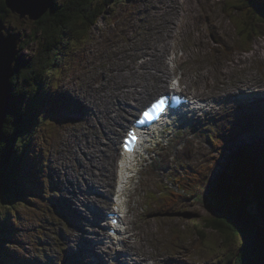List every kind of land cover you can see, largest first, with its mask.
Here are the masks:
<instances>
[{"label": "rangeland", "instance_id": "obj_1", "mask_svg": "<svg viewBox=\"0 0 264 264\" xmlns=\"http://www.w3.org/2000/svg\"><path fill=\"white\" fill-rule=\"evenodd\" d=\"M65 1L56 0V4ZM166 1L168 6L170 0ZM225 1L181 0L176 22L163 28L156 12H147L152 0H144L148 7L142 0L123 4L99 0L97 4H105L106 9L87 34L80 24L83 36L73 40L70 34L76 25H65L62 31L68 41L63 44L64 39L61 40L66 50L92 42H97L98 48L85 46L81 50L85 59L80 55L77 63L59 48L52 67L47 68L36 64L27 68L32 66L36 50L50 44L39 28L40 21L6 7L9 13L0 19L2 33L16 39L15 49L23 57L21 68L13 63L5 71V81L0 83V106H4L6 116L14 109L20 118L17 123L15 112L11 131L7 130L6 119L0 128V229L12 238L9 241L13 243L5 246L14 251L13 264H264V217L257 209L255 192L250 189L256 172L264 201V64L261 55L254 52L255 47H264V36L251 35L246 47L251 49L244 54L240 49L246 42L241 41L234 24L242 14L223 10ZM156 5L160 6L159 2ZM93 8L87 11L92 12ZM45 14L46 10L41 17ZM131 17L151 29L154 46L142 51L149 60L138 58L140 63L134 64L126 55L122 61L125 68H117L112 53L120 47L116 36L110 33L126 35L124 26L130 24L124 21ZM211 22H217L218 29ZM131 26L134 40L141 42V23ZM107 35L103 42L101 38ZM166 35L173 38L163 51L169 43ZM19 41L28 43L27 47L19 49ZM168 52L173 62L172 68L166 69L165 65L170 64ZM100 60L101 65L109 60L111 66L95 68L92 61ZM39 70L41 75L37 78ZM29 71L32 72L28 74ZM25 76L35 77L33 88L29 93L15 91L20 86L14 84L20 85ZM169 87L207 101V113L198 112V123L181 125L179 117L170 120L173 123L167 125L172 128L156 138L150 162L141 165V157L135 158L138 167L127 165V184L120 193L115 192L123 127L144 104ZM251 93L253 97L246 99V107L243 106L241 97ZM84 94L90 95L91 106L81 99ZM72 98L77 99L78 106L63 110L56 106L58 100L70 104ZM242 108L244 113L239 112ZM25 132L28 133L24 135ZM244 146L252 148L253 156L240 154ZM104 182L111 183L106 186ZM35 184L39 188L34 194ZM12 190L18 200H13ZM217 191L227 197L214 198L213 192ZM239 193L252 205L250 212L254 208L258 218L253 223L261 229L254 232L257 227L250 228L253 231L231 240L221 231L226 229L211 224L214 219L225 217L247 229V220L252 222L251 213H247V220L240 218L242 215L228 214L227 207L248 210L242 201L229 195ZM115 202L129 212L125 230L130 225L132 238L126 231L114 237L108 232L106 214L116 207ZM227 224L233 229L231 232L236 230L237 226ZM137 227L139 235L133 231ZM122 242L126 244L120 247ZM113 252L115 260L109 257Z\"/></svg>", "mask_w": 264, "mask_h": 264}, {"label": "trees", "instance_id": "obj_2", "mask_svg": "<svg viewBox=\"0 0 264 264\" xmlns=\"http://www.w3.org/2000/svg\"><path fill=\"white\" fill-rule=\"evenodd\" d=\"M99 0H66V3H61V4H56V0H54L53 4L50 6L46 14L42 17H40L38 20L40 21L39 28L41 29V32L44 36H48V40L50 42L49 45L43 46L41 50H36V54L32 56L31 61H32V66H29L27 68H33L35 64L38 66V68H47V67H52L54 61L52 58V54L56 55L57 51L59 50V41L63 40L64 34L62 29L64 28L65 25H70L74 24L76 27L72 31V36L77 35V34H83V27L79 26L80 24H83L84 26H87L85 29L91 25L92 21H94L95 17L103 11L105 4H97ZM110 1V0H106ZM91 7H94L92 12L87 11ZM224 9L226 11H233L235 9H240L242 17L238 20H236L237 23L242 25L243 28V39H250V36L254 33H257L260 29L261 26L264 28V0H227L226 4L224 6ZM86 11L88 13H86ZM9 13V10L6 8L5 2L3 0H0V19H4L6 15ZM103 14L100 15L102 17ZM47 19V21H46ZM79 20V21H78ZM85 30V31H86ZM34 34V31H33ZM20 42V48H25L27 47L28 43L26 42ZM28 42V41H27ZM52 51V52H51ZM36 55H38V61H36ZM18 65L19 68L20 66V61L18 60ZM29 70V69H28ZM32 71H29L31 73ZM34 75V74H33ZM41 72L40 70L36 72V77L40 78ZM26 77V76H25ZM35 78V77H34ZM34 78L29 77V79L24 78V82H22L20 85L18 83H15L14 86H20L15 87V91L22 93H29L30 89H32V84L34 82ZM31 94H29L30 96ZM15 110L12 109V114H9L6 116L7 122L5 123L7 130L11 131L12 130V125H13V120L15 117ZM17 114V112H16ZM30 113H27L29 115ZM17 123H19V115L17 114ZM21 121V120H20ZM28 133V132H27ZM26 132L24 135L27 134ZM261 160H264L261 158ZM241 174L243 172L241 171ZM254 177L256 179L254 180L253 177L251 179V185L250 189L251 191L255 192L254 196L257 197L256 200V205L257 209L260 211V214L264 217V214L262 211H264V201L262 200L261 196V189L257 183L256 180H259L260 175L258 173H254ZM264 181V177H262ZM261 184V183H260ZM35 184V187L33 188V193L35 194V189L39 188ZM12 189V188H11ZM10 189V190H11ZM15 192L12 190V194ZM217 195H220L222 198L227 197L226 193L224 194L223 192H216ZM230 196L232 195V198L235 201L238 202H243L244 205H246L244 208L248 210L243 212L239 210V207L236 209H230V207H227L228 209V214L229 215H236V217H240L239 215H242V219L247 220L248 215L247 213H251L249 216V220L252 221L251 223L247 220L246 226L247 229L245 230L243 227L234 225L232 221H228L225 217H220L216 218L213 220L211 226L216 225L219 229H226V230H221L223 233H225L231 240L234 239H240L243 235L242 232H249L253 231L250 228H256L254 232H259V228L257 225H255L253 222L258 218V215L255 214L254 208L252 207V211L250 212V203L248 202L247 198H244L242 194H229ZM229 197V196H228ZM264 197V196H263ZM13 200H18V195L15 193ZM9 204V203H6ZM261 204V205H260ZM260 205V207H259ZM10 205L8 206V208ZM230 212V213H229ZM227 223L237 226L236 230H233ZM206 226V224H205ZM8 236L10 238H8ZM239 237V238H238ZM234 238V239H233ZM11 238L10 235L6 234V230H1L0 229V262L5 261V264H13L12 259H13V254L14 251L10 250L8 246H5V243L10 242L11 244L13 242L9 241ZM253 239V236L251 237ZM257 241V240H256ZM254 242V241H253ZM11 247V246H10ZM20 249V248H19ZM12 262V263H11Z\"/></svg>", "mask_w": 264, "mask_h": 264}, {"label": "bare ground", "instance_id": "obj_3", "mask_svg": "<svg viewBox=\"0 0 264 264\" xmlns=\"http://www.w3.org/2000/svg\"><path fill=\"white\" fill-rule=\"evenodd\" d=\"M167 4V3H166ZM175 13H177V10H174L173 12H170V13H168V14H164V17L165 18H170L171 19V17H172V15H174ZM41 17V15L40 16H38V18H36V19H39ZM178 18V17H177ZM173 20V19H172ZM176 20V19H175ZM158 22V21H157ZM171 24H172V22L170 21V20H168L167 19V21L165 22V26H166V28H169L170 26H171ZM165 30V29H164ZM172 29L170 28V31H171ZM169 32V31H168ZM154 46V45H153ZM220 46V45H219ZM222 47V46H221ZM145 51V50H144ZM154 51V50H153ZM145 54V53H144ZM83 55V54H82ZM127 58V57H126ZM129 60V59H128ZM122 61H124L123 60V58L120 56V54L118 55V58H117V68H125V65H122ZM173 61V60H172ZM142 63V62H141ZM135 64V63H134ZM133 64V65H134ZM141 65V64H140ZM150 65V64H149ZM152 66V65H151ZM137 67V66H136ZM167 65H165V68L167 69ZM115 69V68H114ZM134 70V69H133ZM5 71H7V68H0V83L1 82H3V81H5V78H6V76H7V74L5 73ZM132 71V70H131ZM142 71V70H141ZM119 72V71H118ZM134 72V71H133ZM115 73H117V72H114V74ZM131 73V72H130ZM119 74H121V73H119ZM159 74V73H158ZM118 75V74H117ZM175 75V74H174ZM113 76V75H112ZM115 76V75H114ZM129 76V75H128ZM135 76V75H134ZM133 76V77H134ZM122 77V76H121ZM132 77V78H133ZM114 78V77H113ZM117 78V77H116ZM106 79V78H105ZM121 80V79H120ZM126 80V79H125ZM118 81V80H117ZM224 81V80H223ZM237 81V80H236ZM73 82V81H72ZM106 82V81H105ZM114 82H115V79H114ZM215 82V81H214ZM226 81H224V83H225ZM104 83V82H103ZM209 83V82H208ZM228 83V82H227ZM233 83H235V82H233ZM11 84V83H10ZM226 84V83H225ZM103 85V84H102ZM101 85V86H102ZM126 85V84H125ZM218 85V84H217ZM228 85V84H227ZM76 86V85H75ZM132 86V85H131ZM130 86V87H131ZM248 86V85H247ZM103 87V86H102ZM101 87V88H102ZM214 87V86H213ZM100 88V87H99ZM136 88V87H135ZM134 88V89H135ZM225 88V87H224ZM109 89V88H108ZM120 89V88H119ZM235 89H237V88H235ZM234 89V90H235ZM90 90V89H89ZM107 90V89H106ZM115 90H117V88L115 89ZM185 90V89H184ZM81 91H83V90H81ZM109 91V90H108ZM120 91V90H119ZM125 91V90H124ZM134 91V90H133ZM188 91V90H187ZM218 91V90H217ZM98 92V91H97ZM103 92V91H102ZM126 92V91H125ZM186 93V92H185ZM87 94V93H86ZM262 94H264V88H263V93ZM110 95V94H109ZM253 94L251 93V94H248V97H246V98H244L243 99V96L241 97V99L243 100V101H241V103H242V105L243 106H245L246 107V99H248V98H250V97H253L252 96ZM82 96V95H81ZM85 96V95H84ZM88 96V95H87ZM127 97H128V95H127ZM232 97V96H231ZM94 98V97H93ZM86 99H88L89 100V98H86ZM106 99V98H105ZM234 99V98H233ZM99 100V99H98ZM95 102V101H94ZM98 102V101H97ZM250 102H254V101H248L247 103H250ZM106 103V102H105ZM95 104V103H94ZM141 104V103H140ZM91 106V105H90ZM253 107V106H252ZM96 110V109H95ZM247 111V110H246ZM100 112V111H99ZM125 112V111H124ZM96 114V113H95ZM109 114V113H108ZM102 115H103V113H102ZM94 116V115H93ZM197 116V115H196ZM5 118H6V115H5ZM262 120V119H261ZM174 125V124H173ZM172 125V126H173ZM176 126V125H175ZM180 127V126H179ZM97 129V128H96ZM93 133V132H92ZM226 133V132H225ZM95 134V133H94ZM96 135V134H95ZM171 135V134H170ZM92 137V136H91ZM170 137V136H169ZM171 137H172V135H171ZM262 137V136H261ZM247 139V138H246ZM252 140V139H251ZM87 141V140H86ZM97 141V140H96ZM208 142V141H207ZM210 144V143H209ZM113 145V144H112ZM184 146V145H183ZM115 148V147H114ZM116 149V148H115ZM100 153V152H99ZM134 153V152H133ZM133 153H131V154H133ZM32 154V153H31ZM238 154V153H237ZM24 155V154H23ZM129 155L130 154H126L125 155V157H124V159L125 160H122V159H120V164H119V167H118V170H119V173H118V180H117V182H118V184H117V187H116V190H115V192H121V190L123 189L124 190V188H125V185L127 184V180H128V178H126L125 177V173L126 172H128V170H127V165H128V160L130 161V159H129ZM35 156V155H34ZM78 157V156H77ZM76 157V158H77ZM146 159L147 160H149L150 159V156H147L146 157ZM28 162V161H27ZM101 163V162H100ZM27 164V163H26ZM29 164V163H28ZM38 164V163H37ZM74 165V164H73ZM132 166V168H134V169H136L137 167H138V165H131ZM241 167V166H240ZM79 170V169H78ZM21 171V170H20ZM28 171V170H27ZM69 171V170H68ZM82 171V170H81ZM22 172V171H21ZM74 173H76V172H74ZM37 176V175H36ZM70 176V175H69ZM102 176V175H101ZM85 180V179H84ZM201 180V179H200ZM30 181V180H29ZM124 182H126V183H124ZM30 183H32V182H30ZM101 183V185H103V182H100ZM110 183L111 182H109V184H107V183H105L104 182V184L106 185V186H108V185H110ZM29 185V184H28ZM37 187V186H36ZM111 190V189H110ZM36 193V192H35ZM108 193H109V191H108ZM105 196H107V195H105ZM217 196V194L215 193L214 194V198ZM109 201V200H108ZM214 203H216L215 201H213ZM114 206H116V209H114V212L115 213H118L119 212V214H120V216H119V220H118V222L116 223V224H112L111 222L108 224L110 227H118L119 225H120V223L123 221V219L124 218H126V217H128V214L125 212L124 214H122V212L121 211H119L118 210V203H114ZM96 209V208H95ZM100 210V209H99ZM101 211V210H100ZM104 212V211H103ZM107 215V214H106ZM108 217H109V215H107V219H108ZM103 220H104V218H103ZM107 222V221H106ZM105 222V223H106ZM128 224H130L129 222H128ZM15 226L17 227V224L15 223ZM108 226V227H109ZM138 227H139V225H138ZM138 227H137V230H133L134 231V233H136L137 235H139L140 234V230L138 229ZM18 228V227H17ZM128 229H130L131 230V227H130V225L127 227ZM14 230V229H13ZM118 232L121 234V230H119L118 229ZM131 232H132V230H131ZM133 233V232H132ZM242 233H244V232H242ZM77 238V237H76ZM18 241V240H17ZM126 244V242H123V246ZM39 245V244H38ZM44 250V249H43ZM75 250V249H74ZM108 251V250H107ZM111 251V250H110ZM24 252H25V250H24ZM105 252V251H104ZM97 253V252H96ZM58 254V253H57ZM26 255V254H25ZM27 256V255H26ZM124 259H125V256H122ZM16 258V257H15ZM85 262V261H84Z\"/></svg>", "mask_w": 264, "mask_h": 264}, {"label": "water", "instance_id": "obj_4", "mask_svg": "<svg viewBox=\"0 0 264 264\" xmlns=\"http://www.w3.org/2000/svg\"><path fill=\"white\" fill-rule=\"evenodd\" d=\"M6 7L20 16L30 15L38 18L52 4V0H38L32 3L31 0H6ZM1 23V21H0ZM12 40V43L10 42ZM16 39L2 33L0 24V68H12L16 56ZM1 103V102H0ZM4 107V106H3ZM0 106V128L5 120V111Z\"/></svg>", "mask_w": 264, "mask_h": 264}, {"label": "snow or ice", "instance_id": "obj_5", "mask_svg": "<svg viewBox=\"0 0 264 264\" xmlns=\"http://www.w3.org/2000/svg\"><path fill=\"white\" fill-rule=\"evenodd\" d=\"M165 104V100L163 98L159 99L156 103H154L152 105V107L155 109V108H160L162 109L163 106ZM143 115L146 117V118H150L149 116V112H144ZM136 140V137H135V134L132 133V132H128L127 133V137H126V140H125V149L126 150H131V146L134 144Z\"/></svg>", "mask_w": 264, "mask_h": 264}]
</instances>
